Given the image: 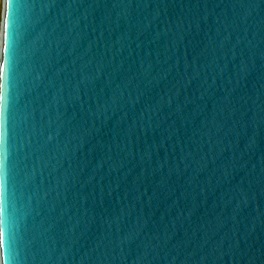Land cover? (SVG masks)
<instances>
[{
	"label": "water",
	"instance_id": "1",
	"mask_svg": "<svg viewBox=\"0 0 264 264\" xmlns=\"http://www.w3.org/2000/svg\"><path fill=\"white\" fill-rule=\"evenodd\" d=\"M0 264H264V0H3Z\"/></svg>",
	"mask_w": 264,
	"mask_h": 264
},
{
	"label": "crops",
	"instance_id": "2",
	"mask_svg": "<svg viewBox=\"0 0 264 264\" xmlns=\"http://www.w3.org/2000/svg\"><path fill=\"white\" fill-rule=\"evenodd\" d=\"M2 1L3 0H0V24H1V14H2Z\"/></svg>",
	"mask_w": 264,
	"mask_h": 264
}]
</instances>
